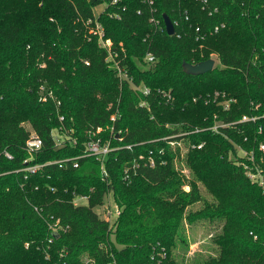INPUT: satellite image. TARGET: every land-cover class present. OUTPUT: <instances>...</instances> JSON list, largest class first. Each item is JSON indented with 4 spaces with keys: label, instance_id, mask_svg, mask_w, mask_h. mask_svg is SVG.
<instances>
[{
    "label": "trees",
    "instance_id": "16d2710c",
    "mask_svg": "<svg viewBox=\"0 0 264 264\" xmlns=\"http://www.w3.org/2000/svg\"><path fill=\"white\" fill-rule=\"evenodd\" d=\"M111 1L0 0V264H179L173 253L183 220L222 223L212 240L216 255L201 264H264V189L243 167L253 174L259 167L264 184V0ZM88 21L102 26L112 60ZM212 56L220 67L196 77L183 73L184 63ZM115 63L149 93L121 81ZM41 84L54 101L39 102ZM226 99L234 102L224 109ZM243 116L256 119L239 122ZM215 124L226 126L215 133ZM99 127L97 137L115 148L103 169L82 157L89 132ZM31 132L43 143L32 156L25 151ZM181 133L203 143L189 157L193 179L212 198L199 210L191 209L203 201L199 187L181 190L172 162L178 149L162 141ZM238 146L254 152L253 162L234 159ZM160 149L165 165L132 173L134 160L159 161ZM65 159L78 168L52 164ZM25 160L40 168L26 171ZM106 195L121 211L118 246L109 223L93 211ZM77 196L87 198L86 206L74 205Z\"/></svg>",
    "mask_w": 264,
    "mask_h": 264
},
{
    "label": "rangeland",
    "instance_id": "374dc122",
    "mask_svg": "<svg viewBox=\"0 0 264 264\" xmlns=\"http://www.w3.org/2000/svg\"><path fill=\"white\" fill-rule=\"evenodd\" d=\"M105 9V3L98 4L93 8V14L95 17H97L103 10ZM211 59L214 61V67H220L219 66V61L215 56H212ZM231 102H234L233 100L226 99V102L221 104L225 107L228 106ZM264 117V116H263ZM256 118H248L247 116H243L239 122H246L248 120L254 121ZM26 129L29 131L31 130L29 125H26ZM53 135H56V131L52 132ZM185 133L177 134L176 136L172 137H181L183 138ZM180 147H176L173 149L175 151L178 149L177 152H175L172 162H173V169L176 175L181 179L183 182L181 190L185 193H188L190 191V187L192 183H195L201 192V196L203 201L200 203L195 204L192 206V210H199L203 208V203L204 202H212V198L210 194L206 191V189L201 185L199 181H195L193 179V174L190 170V165H189V157L190 154L196 150L191 148V143L186 140L185 138L181 139ZM198 151V149H197ZM234 159H244V160H249L250 162H253L254 159V152H246L240 149V147H237V154L236 158ZM240 165V164H237ZM245 171L247 172V176L252 182L259 183L260 185L262 184L263 178L259 174L260 168L256 167V172L253 174L250 169L245 165H243ZM255 168V167H254ZM264 187V185H263ZM76 204L75 206H86L87 202L86 200L82 199H75L73 200ZM105 206L109 209L113 210V213L107 212L105 210ZM119 210V215H120V209L118 206L114 203L111 195L104 196L103 199V206L102 207H97L93 209V211L97 214L98 218L104 219L106 218L107 222L109 223L110 227V241L116 245L117 243L115 242V228L118 220V216L115 215L114 211ZM107 213V215H106ZM222 227V223L217 222V223H212V222H205V223H198L195 225H188L184 220L182 221V228H181V233L180 236L182 237L181 239L178 237L176 239L175 243V249L173 253V258L175 259L176 262L179 264H201L203 261L208 259L209 257H213L216 255V248L212 245V240L214 237L220 233Z\"/></svg>",
    "mask_w": 264,
    "mask_h": 264
},
{
    "label": "built area",
    "instance_id": "2783aa9c",
    "mask_svg": "<svg viewBox=\"0 0 264 264\" xmlns=\"http://www.w3.org/2000/svg\"><path fill=\"white\" fill-rule=\"evenodd\" d=\"M113 4L116 3V0L111 1ZM205 2V0H204ZM149 5H152L151 1H148ZM150 22L153 23L154 25H158V23L154 20V19H150ZM88 25H90V29H89V34L96 38V40L98 41V45L99 47H101L102 49H105L108 54L109 57L106 59V61L108 60H112V55L110 53V48H111V43L109 40H106L104 38V32H103V28L102 26L97 22V21H88L87 23ZM198 32V29L196 30ZM217 31V29L215 30ZM146 59L149 63H152L154 61V58L152 55L148 54L146 56ZM115 69H116V74L118 76V78L122 81V80H126L129 81V83L131 84V87L133 90L142 93L143 95H147L149 93V90L146 88H143L141 85H134L131 81V79L127 76L126 72L123 71L122 69H120L117 64H114ZM38 95H39V102L41 103H48L50 101H54L55 97L53 92L46 86V84H41L38 87ZM221 94L216 92L213 95V100L216 101ZM170 99V97H169ZM194 101H196V99H194ZM207 103V101H205V104ZM59 105V102L56 103V106ZM227 106L224 107V109H226ZM118 112L117 110L115 112H111L109 114V121L111 123H114L116 121V119L118 118ZM59 122L62 123L63 121V117H59ZM218 126H226V125H218L215 124L214 127L211 129L213 130L215 133H218ZM112 135L114 138L118 139L119 141H121L122 139L119 138V134L118 133H114V129L111 127L110 128ZM103 132V128H97L95 131H91L89 132V135H91L92 137L96 138V139H92V137L90 139H88V141L85 144L84 147V153L82 157H93L95 158L96 161L99 162V164L101 165V169H103V163L105 161V158L108 156L109 153H111L115 148H112L110 146V141H106L103 142L99 137H97L99 134H101ZM195 132H199V130H196ZM187 133H185L184 135L181 136H186ZM57 132L56 135L52 134V137L55 141V145L57 147H60L63 145L64 140H61L58 138L57 136ZM174 137H165L162 139L163 142H165L166 146L169 147L170 149H174L176 147H180V143L182 140L179 141H175L173 140ZM67 140H69V137H67ZM42 140L34 133L31 132L29 139L26 141L25 143V151L28 155L32 156L33 154L37 153L38 151L41 150L42 148ZM203 147V143L199 144V145H195V144H191V148L192 149H201ZM127 149H130V146L126 147ZM260 150L264 151V146H260ZM157 154H159L160 160L157 161L152 155H148V157H144L143 155H140L138 157L137 160H134L133 164H132V173L133 174H137V171L140 167L143 168H150L153 169L155 167L159 166H163L165 165L166 161L162 160L161 157L165 155V150L164 149H160L157 150ZM5 157L8 159H11V156L9 154H5ZM76 159V158H75ZM75 159L70 160V159H65L62 161H57V162H52V164H60L61 166L67 167L69 165V163L72 162V167L73 168H78V163L75 161ZM28 162V160H25L23 163L26 165ZM27 166V165H26ZM40 166L36 165V166H27L25 168L26 171H29L31 173H34L37 169H39ZM126 172V171H125ZM263 184V183H262ZM264 185V184H263ZM263 185H261L263 187ZM264 189V187H263ZM108 196V195H106ZM82 199V200H86L87 202V198L86 197H75V199ZM74 205L76 204L73 201ZM103 203L99 206L94 207L93 209L97 208V207H102ZM105 210L107 212L113 213L112 209H108L105 206ZM115 215L118 216L119 215V210L117 209V211H114ZM107 215V213H106ZM106 217V216H105ZM104 217V219L101 220H106V218Z\"/></svg>",
    "mask_w": 264,
    "mask_h": 264
},
{
    "label": "water",
    "instance_id": "95a60500",
    "mask_svg": "<svg viewBox=\"0 0 264 264\" xmlns=\"http://www.w3.org/2000/svg\"><path fill=\"white\" fill-rule=\"evenodd\" d=\"M94 1H98V0H94ZM162 18H163V23H164L166 34L168 36H173L175 31H174V26L171 20L166 15H163ZM213 68H214V61L212 59H209L207 61L200 62L197 64L184 63L182 65L183 73L185 75L193 76V77L205 75L211 72Z\"/></svg>",
    "mask_w": 264,
    "mask_h": 264
}]
</instances>
